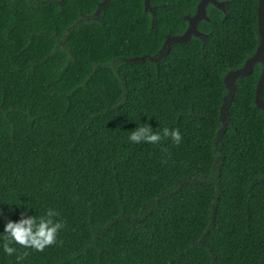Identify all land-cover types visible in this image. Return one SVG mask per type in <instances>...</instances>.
<instances>
[{"label":"trees","instance_id":"16d2710c","mask_svg":"<svg viewBox=\"0 0 264 264\" xmlns=\"http://www.w3.org/2000/svg\"><path fill=\"white\" fill-rule=\"evenodd\" d=\"M102 1L0 0V235L21 213L64 225L43 251L0 239V264H264L259 64L220 115L258 45L257 0L210 10L209 36L162 58L196 0H150L153 25L142 0L94 14ZM144 124L182 140L131 142Z\"/></svg>","mask_w":264,"mask_h":264},{"label":"clouds","instance_id":"9594fccd","mask_svg":"<svg viewBox=\"0 0 264 264\" xmlns=\"http://www.w3.org/2000/svg\"><path fill=\"white\" fill-rule=\"evenodd\" d=\"M162 138H170L175 145H179L182 140V135L178 128L169 129L163 128L162 131L153 132L152 128L147 124L139 125L135 131L129 135V140L133 143H148L158 144ZM167 153V149H162ZM166 163V159H162ZM25 213H21V218L18 222L8 221L4 227V234L0 235L3 240V251L7 255L16 253V248L13 244L24 248H32L36 251H43L46 247L57 243V235L59 230L64 226L63 222L56 221L54 217L59 213L54 209H48L46 214L39 218L28 217L25 219ZM28 255L27 252L17 256V264Z\"/></svg>","mask_w":264,"mask_h":264},{"label":"water","instance_id":"95a60500","mask_svg":"<svg viewBox=\"0 0 264 264\" xmlns=\"http://www.w3.org/2000/svg\"><path fill=\"white\" fill-rule=\"evenodd\" d=\"M149 1L150 0H144V10L145 11L149 7ZM208 1H212V0H200L197 11L195 15L190 19V25L187 31L182 36H176V37L166 36L165 37V41L163 42L161 49L156 54L157 58H162V56L170 50L171 46L176 45V44H183L189 41L191 38L190 36L192 34L196 37L199 36V33L196 31V22L206 16L204 9ZM107 2L108 0H103L98 5L94 14L97 15L100 9H102L107 4ZM153 18L151 21L152 25L154 24ZM257 35H258V45L253 55L249 57L248 59H246V61L240 68L228 72L223 79V83L227 91V94L223 99V104L220 110L221 122H222L223 127L226 122V114H227L228 105L232 101V98H233V93L235 90V79L241 76H248L252 72L253 67L256 64H259L261 66V71H260V74H259V77L256 83V87H255V106L264 112V101L260 98V95L264 87V0H258ZM156 55H154L153 57H148V58L150 60H156L157 59ZM145 58L146 56L134 57L130 59L129 61H143L145 60Z\"/></svg>","mask_w":264,"mask_h":264},{"label":"flooded vegetation","instance_id":"af4514ba","mask_svg":"<svg viewBox=\"0 0 264 264\" xmlns=\"http://www.w3.org/2000/svg\"><path fill=\"white\" fill-rule=\"evenodd\" d=\"M142 1H143V7H144V0H142ZM212 1H208V3L205 5V9L204 10H205V15L206 16L196 22V31L199 33V36L196 37V36H194L192 34L190 36L191 38L195 37V38H199V39L203 40V39H205V38H207L209 36L208 32L206 33L205 31H203V29H201V24L203 22H206V23L210 22V18L208 16V12L210 10L214 9L216 11L221 12L223 14L224 18L227 16V10L230 9L231 0H212ZM199 3H200V0H196L195 3H194V6L192 8V12H185L180 17H178V19L184 25L183 30L181 32L178 30L177 31L178 33H176L174 35H166V36H171V37L172 36H175V37L176 36H182L187 31V29H188V27L190 25V19L195 15ZM257 6H258V0H257ZM156 7H157L156 5H154V6L151 5V3L149 1V7L146 9V11L149 12V14L151 15V21H152L153 16H154L153 19H155V9H156ZM153 13H154V15H153ZM256 17H257V9H256Z\"/></svg>","mask_w":264,"mask_h":264}]
</instances>
